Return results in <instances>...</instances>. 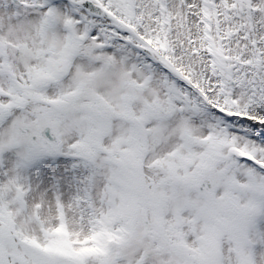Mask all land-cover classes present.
Listing matches in <instances>:
<instances>
[{"label": "snow or ice", "instance_id": "snow-or-ice-1", "mask_svg": "<svg viewBox=\"0 0 264 264\" xmlns=\"http://www.w3.org/2000/svg\"><path fill=\"white\" fill-rule=\"evenodd\" d=\"M0 264H264V0H0Z\"/></svg>", "mask_w": 264, "mask_h": 264}]
</instances>
